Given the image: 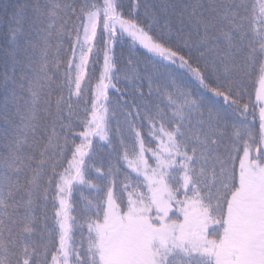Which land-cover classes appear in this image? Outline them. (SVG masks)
Returning a JSON list of instances; mask_svg holds the SVG:
<instances>
[{
    "label": "snow or ice",
    "instance_id": "obj_1",
    "mask_svg": "<svg viewBox=\"0 0 264 264\" xmlns=\"http://www.w3.org/2000/svg\"><path fill=\"white\" fill-rule=\"evenodd\" d=\"M0 264H264V0H0Z\"/></svg>",
    "mask_w": 264,
    "mask_h": 264
}]
</instances>
